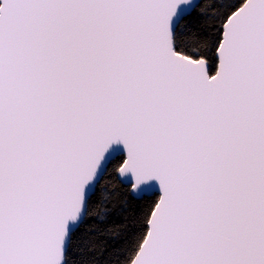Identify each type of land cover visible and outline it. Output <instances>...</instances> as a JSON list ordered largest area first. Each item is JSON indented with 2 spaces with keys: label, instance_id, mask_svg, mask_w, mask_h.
I'll return each mask as SVG.
<instances>
[{
  "label": "snow or ice",
  "instance_id": "obj_1",
  "mask_svg": "<svg viewBox=\"0 0 264 264\" xmlns=\"http://www.w3.org/2000/svg\"><path fill=\"white\" fill-rule=\"evenodd\" d=\"M0 264H264V0H0Z\"/></svg>",
  "mask_w": 264,
  "mask_h": 264
},
{
  "label": "trees",
  "instance_id": "obj_2",
  "mask_svg": "<svg viewBox=\"0 0 264 264\" xmlns=\"http://www.w3.org/2000/svg\"><path fill=\"white\" fill-rule=\"evenodd\" d=\"M214 2V0H206L207 4H212ZM214 14V10H212L211 8L208 9V15H209V21L208 24L209 26L211 25V16ZM117 193L119 194L120 197H122L123 199L128 201V205H129V216H131V211L132 209L135 208V201L132 199L131 194L128 190L124 189L122 186H117L116 188ZM113 247H118V245L114 244V243H110L109 245V252H111Z\"/></svg>",
  "mask_w": 264,
  "mask_h": 264
}]
</instances>
